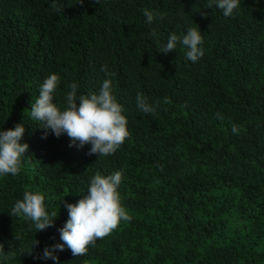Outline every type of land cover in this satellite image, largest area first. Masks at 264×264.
<instances>
[{
  "label": "trees",
  "instance_id": "16d2710c",
  "mask_svg": "<svg viewBox=\"0 0 264 264\" xmlns=\"http://www.w3.org/2000/svg\"><path fill=\"white\" fill-rule=\"evenodd\" d=\"M209 4L0 0V128L22 123L29 145L20 172L0 177V264H54L34 256L59 240L61 201L82 198L97 171L117 170L132 219L83 256L58 252V264H264V0H240L231 17ZM145 8L157 17L151 24ZM196 26L204 55L195 63L182 45L159 50L169 32ZM50 73L61 77V106L71 82L87 94L112 80L130 133L114 154L69 147L66 134L42 139L30 107ZM138 93L153 112L136 107ZM25 191L42 192L58 211L53 226L37 231L10 215Z\"/></svg>",
  "mask_w": 264,
  "mask_h": 264
},
{
  "label": "clouds",
  "instance_id": "9594fccd",
  "mask_svg": "<svg viewBox=\"0 0 264 264\" xmlns=\"http://www.w3.org/2000/svg\"><path fill=\"white\" fill-rule=\"evenodd\" d=\"M213 5L222 11L223 16L231 17L239 10L240 0H210L209 7ZM143 15L149 24L157 18L147 8L143 10ZM160 16L162 18L163 14ZM178 45L185 48L187 61L195 63L204 55V37L198 26L187 28L183 35L169 32L166 44L161 45L159 50L167 53L176 50ZM101 71L107 74V65L102 66ZM60 84L61 77L57 73L46 76L39 87L38 97L30 107L31 117L42 124V139H46L49 133L57 138L66 134L70 138L69 147L90 145L88 154H97L98 157L114 154L130 133L123 114L124 107L113 94L112 80L105 78L97 91L87 94L78 93V83L71 82L69 90L64 93L63 106L55 102ZM135 100L136 107L142 112L155 110V106L142 93H138ZM216 118L223 119V116L217 113ZM231 131L233 134L239 132L235 123ZM24 132L22 123H16L9 129L0 128V177L20 172L29 148L26 142H21ZM122 177V170L107 175L97 171L90 177L82 198L75 203L62 200L60 204L67 209L68 219L57 229L59 240L46 245L34 259H51L58 264L57 253L65 248L71 250L73 257L83 256L90 245L110 234L121 221H130L132 217L121 203L119 187ZM45 199L42 192L25 191L22 199L15 201L10 215L31 221L37 231L46 230L54 225L58 211H48ZM38 245L39 241L34 240L27 252L31 254ZM4 253V245L0 244V256Z\"/></svg>",
  "mask_w": 264,
  "mask_h": 264
}]
</instances>
